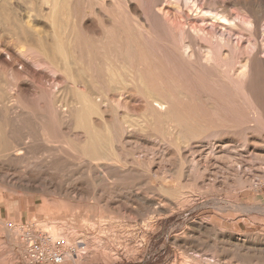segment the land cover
Returning <instances> with one entry per match:
<instances>
[{"label": "rangeland", "instance_id": "1", "mask_svg": "<svg viewBox=\"0 0 264 264\" xmlns=\"http://www.w3.org/2000/svg\"><path fill=\"white\" fill-rule=\"evenodd\" d=\"M37 1L0 0V15L13 11L19 37L28 29L42 38L51 31L50 5ZM230 9L235 12L234 7ZM260 10L264 15V6ZM3 18L0 93L9 99L0 104V142L7 148L0 156V251H22L26 261L29 231L69 240L76 253L64 264H264L263 126L210 127L179 146L157 134L136 133L116 141L120 144L115 143V152L110 147L119 163H93L81 152L85 133L58 115L65 99L75 93L68 80L48 69L49 65L35 62L30 54L29 59L18 56V46L25 50L27 45L15 42ZM57 84L61 92L55 96ZM111 93L113 99L122 98L120 114L143 112L131 89L123 95ZM106 115L111 122L112 114ZM97 119L93 116L96 124ZM15 149L23 153L9 157L7 153ZM15 260L13 264H19L18 257Z\"/></svg>", "mask_w": 264, "mask_h": 264}, {"label": "bare ground", "instance_id": "2", "mask_svg": "<svg viewBox=\"0 0 264 264\" xmlns=\"http://www.w3.org/2000/svg\"><path fill=\"white\" fill-rule=\"evenodd\" d=\"M45 2L50 5V8L45 6L49 9L48 22L51 24V31L43 37L45 41L38 37V32L32 33L31 29L19 37L21 32L15 31L17 24L13 11L8 10L4 16H0L4 17V26L12 33L15 42L19 45V41H24L27 45L25 50L20 49L23 46L15 45L18 46V51L15 50L18 56L29 59L30 54L35 57V62L49 65L48 69L64 75L68 80L71 91L75 93L70 99H65L64 110L58 111V115L85 133L86 140L81 152L93 163L102 160L119 163L121 160L115 159V153L110 150H115L116 141L123 137L133 138L136 133L157 134L179 146L210 127L245 126L251 123L264 127V15L260 10L264 0ZM230 6L235 8V12L231 11ZM14 11L17 12L16 9ZM244 35L248 38L244 39ZM37 37L40 42L35 45ZM127 89L134 91L137 101L142 104L140 106L144 110L140 115L130 112L120 114L122 98L113 99L115 95L111 96V92L123 95ZM60 90L57 84V91L53 94L56 96ZM6 98V94L0 93V104ZM108 112L112 114L111 122L107 119ZM95 115L99 117L97 124L93 121ZM99 124L103 126L98 128ZM1 144L0 156L7 149ZM22 153L21 149H15L7 154L17 158ZM119 166L127 170L125 165Z\"/></svg>", "mask_w": 264, "mask_h": 264}, {"label": "built area", "instance_id": "3", "mask_svg": "<svg viewBox=\"0 0 264 264\" xmlns=\"http://www.w3.org/2000/svg\"><path fill=\"white\" fill-rule=\"evenodd\" d=\"M261 188H264V183ZM26 241L25 259L28 264H64L76 253L75 248L70 247L65 238L54 237L46 232L33 234L27 231Z\"/></svg>", "mask_w": 264, "mask_h": 264}, {"label": "crops", "instance_id": "4", "mask_svg": "<svg viewBox=\"0 0 264 264\" xmlns=\"http://www.w3.org/2000/svg\"><path fill=\"white\" fill-rule=\"evenodd\" d=\"M22 216V212H21ZM20 217V216H19ZM17 215L13 216V218H19ZM18 257V263L19 264H28L24 260V254L22 251H0V264H13L15 258Z\"/></svg>", "mask_w": 264, "mask_h": 264}]
</instances>
